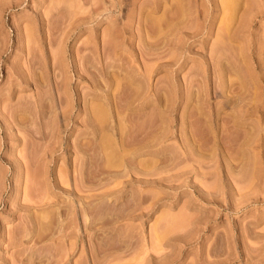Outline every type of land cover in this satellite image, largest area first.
<instances>
[{
  "label": "rangeland",
  "instance_id": "obj_1",
  "mask_svg": "<svg viewBox=\"0 0 264 264\" xmlns=\"http://www.w3.org/2000/svg\"><path fill=\"white\" fill-rule=\"evenodd\" d=\"M0 264H264V0H0Z\"/></svg>",
  "mask_w": 264,
  "mask_h": 264
},
{
  "label": "bare ground",
  "instance_id": "obj_2",
  "mask_svg": "<svg viewBox=\"0 0 264 264\" xmlns=\"http://www.w3.org/2000/svg\"><path fill=\"white\" fill-rule=\"evenodd\" d=\"M182 10V9H181ZM182 14V13H181ZM180 36V35H179ZM180 38V37H179ZM231 85V84H230ZM242 95H243V93H242ZM234 98V97H233ZM128 101V100H127ZM244 106H246V105H244ZM238 107V106H237ZM258 109H260L261 108V106L258 104ZM241 109V108H240ZM96 114V113H95ZM93 115V114H92ZM106 116V115H105ZM92 118V117H91ZM98 119H100L99 117H98ZM98 122V121H97ZM102 124V123H101ZM96 125V124H95ZM107 125V124H106ZM91 126H92V124H91ZM109 126V125H108ZM88 127V126H87ZM94 128V127H93ZM98 128V127H97ZM95 129V128H94ZM90 130V129H89ZM87 132H89V131H87ZM92 132V131H91ZM93 133V132H92ZM147 134V133H146ZM90 135V134H89ZM92 135V134H91ZM145 136V135H144ZM35 138V137H34ZM151 138V137H150ZM148 139V138H147ZM36 140V139H35ZM128 141V140H127ZM151 142V141H150ZM143 144V143H142ZM137 146V145H136ZM88 147V146H87ZM91 147V146H90ZM125 147V146H124ZM132 147H134V146H132ZM66 148V147H65ZM83 148V147H82ZM127 148V147H126ZM84 150V149H83ZM60 151V150H59ZM49 152V151H48ZM53 156V155H52ZM52 158V157H51ZM55 158V157H54ZM52 169V168H51ZM94 173V172H93ZM90 177V176H89ZM92 202V201H91ZM32 203V202H31ZM39 203V202H38ZM93 204V203H92ZM94 219V218H93ZM92 222V221H91Z\"/></svg>",
  "mask_w": 264,
  "mask_h": 264
}]
</instances>
